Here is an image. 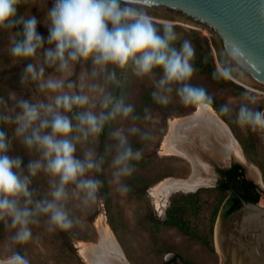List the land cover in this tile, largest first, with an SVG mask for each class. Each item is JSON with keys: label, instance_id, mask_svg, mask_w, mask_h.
Here are the masks:
<instances>
[{"label": "clouds", "instance_id": "1", "mask_svg": "<svg viewBox=\"0 0 264 264\" xmlns=\"http://www.w3.org/2000/svg\"><path fill=\"white\" fill-rule=\"evenodd\" d=\"M21 4L25 12L18 16ZM32 7V0H0V33L9 34L13 64L29 61L19 82L34 85L35 93L25 98L10 90L7 99L0 96V124L12 126L14 140L35 157L25 172L0 128V224L18 245L30 241L32 226L55 232L79 223L75 213H87L100 198L106 165L113 190L130 191L127 180L144 154L143 147L133 148L132 138L145 142L152 135L141 127L150 109L137 113L125 94H117L129 69L139 81L152 82L156 104L168 105L175 93L185 107H211L207 90L191 83L196 50L187 39L176 46L179 38L170 22L154 21L129 0H54L43 20ZM20 26L22 31H13ZM242 57L239 49L231 53L237 63ZM231 71L230 65L218 66L213 78L228 80ZM246 99L236 108L235 123L242 133L264 139V111ZM220 112L229 116L232 108L224 104ZM113 124L111 143L101 154V137ZM41 173L47 183L43 197L32 187ZM8 264L27 260L14 253Z\"/></svg>", "mask_w": 264, "mask_h": 264}, {"label": "rangeland", "instance_id": "2", "mask_svg": "<svg viewBox=\"0 0 264 264\" xmlns=\"http://www.w3.org/2000/svg\"><path fill=\"white\" fill-rule=\"evenodd\" d=\"M32 2V14L43 20L54 0ZM24 12L25 6L21 4L17 15H23ZM150 16L154 21H168L174 26L179 38L177 47L179 41L184 39L194 46L197 71L191 83L207 90L211 97L209 104L231 130L237 143L236 150L241 152L242 161L246 164L247 177L248 170L252 169L256 177L249 178L260 186L258 204L264 206V139L251 132L242 133L235 123L236 108L245 97V102L251 107L264 111V91L231 78H213L217 67L225 64L215 36L205 27L181 19ZM13 31H22V26ZM38 31L47 34L42 26H38ZM9 47V34L0 33V69L18 67L23 72L29 61L13 64ZM79 71L77 67V75ZM72 79H76V76ZM121 79L122 86L117 89V94H125L127 102L135 105L137 113L143 114L144 107L150 109L149 118L141 122V127L151 132L152 139L141 142L138 137L132 138L133 148L143 147L144 154L141 161L136 163V172L127 180L130 191L121 195L113 190L106 165L105 173L99 177L104 181L100 198L87 213H75L79 223H74L69 230L55 232H48L43 224L32 226V238L24 245L14 243L11 240L12 232L4 228L0 234L1 260L8 261L9 257L18 253L27 260V264H91L89 258L82 255L79 244H99L103 239L99 219L104 215V222L114 232L116 243L130 264H166L173 258L179 261L185 259L190 264H222L217 228L223 219L228 193L212 184L190 192L178 190L169 195L163 206L152 195V189L163 181L188 179L192 176V163L181 153L165 151L164 143L170 133L171 121L190 116L198 108L181 105L175 93L168 105L156 104L151 97L152 82L139 81L130 69ZM34 94V85L30 83L26 86L24 96L31 98ZM224 104L232 108L231 115L226 116L220 112ZM115 126L106 127L98 148L101 154L104 145L111 143L108 133ZM33 182L41 183L43 191L47 193L43 173L35 177Z\"/></svg>", "mask_w": 264, "mask_h": 264}, {"label": "water", "instance_id": "3", "mask_svg": "<svg viewBox=\"0 0 264 264\" xmlns=\"http://www.w3.org/2000/svg\"><path fill=\"white\" fill-rule=\"evenodd\" d=\"M129 3L150 15L205 27L215 36L225 66H231L230 78L264 91V16L261 15L264 0H129ZM234 49L243 53L239 63L231 58ZM195 140L203 153L209 152L204 143L206 150L201 147L200 139ZM233 162L246 167L235 156L225 164L209 159L215 175L213 185L218 176L216 166L229 168ZM218 227L222 264H264V206L243 201Z\"/></svg>", "mask_w": 264, "mask_h": 264}, {"label": "bare ground", "instance_id": "4", "mask_svg": "<svg viewBox=\"0 0 264 264\" xmlns=\"http://www.w3.org/2000/svg\"><path fill=\"white\" fill-rule=\"evenodd\" d=\"M196 138L202 142H200L201 147L204 148L205 145L209 148V152L203 153L200 150ZM236 145L231 130L218 117L212 106L198 107L194 114L180 120H172L170 133L164 143L165 151L181 153L188 157L194 171L188 179H169L156 185L152 189V195L157 203L160 206L165 205L169 195L178 190L190 192L197 190L200 186L213 185L215 175L209 159L214 158L221 164L227 163L232 156L242 160L243 156L240 151L237 152ZM247 173L253 178L256 177L252 169H249ZM104 218L105 216L101 215L99 219L103 239L98 245L80 242L82 255L89 258L91 264H129L116 243L114 232L104 222ZM217 244L220 250L219 227L217 228ZM0 264H8V261L0 259Z\"/></svg>", "mask_w": 264, "mask_h": 264}, {"label": "flooded vegetation", "instance_id": "5", "mask_svg": "<svg viewBox=\"0 0 264 264\" xmlns=\"http://www.w3.org/2000/svg\"><path fill=\"white\" fill-rule=\"evenodd\" d=\"M217 180L215 187L222 192L228 193L225 201V209L223 213V219H226L229 212H233L242 206L243 201H252L257 195H259L260 186L252 179L247 177L246 168L239 162H233L229 168H221L216 166ZM237 173V182L233 184L229 180L230 174ZM229 186L231 188H222L223 186ZM246 188V191H245ZM259 202V200H258ZM229 213V214H228ZM172 264H187V260L183 259L179 261L178 258H173Z\"/></svg>", "mask_w": 264, "mask_h": 264}, {"label": "trees", "instance_id": "6", "mask_svg": "<svg viewBox=\"0 0 264 264\" xmlns=\"http://www.w3.org/2000/svg\"><path fill=\"white\" fill-rule=\"evenodd\" d=\"M21 74H22V71H20L18 67H12L11 69H0V96H3L5 99H7V94L10 90L16 91L17 94H22V95L26 93V87H22L19 82ZM0 128H2L7 133L9 140L12 141V147L10 149V154L21 156V158L24 161L25 172H27L26 166H27L28 161L30 159H34L35 157L29 156L28 153L23 149V147L14 140L12 126L0 124ZM236 177H237V173L233 172L232 174H230L229 180H231L233 184H236L237 182ZM33 188L37 190V194L40 197H43L44 195H46V193L43 191V185L41 183L33 182ZM222 188L225 190L226 188H231V187L226 185V186H223ZM245 191H246V188H245ZM258 200H259V195H257L255 199H252V201L256 203H258ZM3 231H4V226L0 224V234H2ZM173 261L174 260H171L167 262L166 264H172ZM187 264H190V263L187 262Z\"/></svg>", "mask_w": 264, "mask_h": 264}]
</instances>
